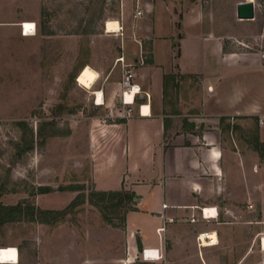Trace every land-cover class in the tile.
I'll use <instances>...</instances> for the list:
<instances>
[{
    "label": "crops",
    "instance_id": "obj_1",
    "mask_svg": "<svg viewBox=\"0 0 264 264\" xmlns=\"http://www.w3.org/2000/svg\"><path fill=\"white\" fill-rule=\"evenodd\" d=\"M244 1L121 0V30L106 33L118 40L112 62H90L107 82L92 87L105 102L94 99L95 110L121 102V57L150 96L149 115L135 106L128 120L88 126L93 190L135 195L125 227L108 226L123 239L122 264H244L259 242L262 248L264 159L255 147L264 146V60L244 50L236 28L258 19L256 4L253 20L238 18ZM14 4L0 0V30L35 38L22 24L37 28L36 19ZM165 54L173 60L167 68ZM209 231L219 243L202 247ZM144 250L161 258L147 261Z\"/></svg>",
    "mask_w": 264,
    "mask_h": 264
},
{
    "label": "rangeland",
    "instance_id": "obj_2",
    "mask_svg": "<svg viewBox=\"0 0 264 264\" xmlns=\"http://www.w3.org/2000/svg\"><path fill=\"white\" fill-rule=\"evenodd\" d=\"M13 1L16 11L36 19L37 35L25 39L18 32L0 30V196L7 205L27 202L45 211H65L79 194L94 191L88 126L108 111L95 110L92 94L107 85L106 80L88 90L73 76L83 64L95 69L92 60L105 68L111 64L118 40L106 34V22L119 20L121 0ZM255 4L257 21L236 28L245 35L244 50L261 56L264 0ZM160 57L166 68L172 65L171 57ZM120 71L122 76L121 66ZM40 187L52 191L38 194ZM30 219L27 214L0 228V248L16 247L19 264L124 263L121 234L108 228L113 226L87 197L56 224ZM199 241L202 247L219 243L216 231L201 234ZM261 249L259 242L244 264L260 263ZM134 264L151 263L139 259Z\"/></svg>",
    "mask_w": 264,
    "mask_h": 264
},
{
    "label": "trees",
    "instance_id": "obj_3",
    "mask_svg": "<svg viewBox=\"0 0 264 264\" xmlns=\"http://www.w3.org/2000/svg\"><path fill=\"white\" fill-rule=\"evenodd\" d=\"M148 62H151L148 60ZM85 64H83V67ZM78 76V75H77ZM73 76V78H77ZM168 77H166L167 80ZM31 146L30 148H32ZM262 159H264V146L256 143L255 147ZM72 190L82 191L83 187H71ZM52 191L51 187H40L38 194H45ZM95 207H98L102 213L104 221L115 228H124L126 222V214L133 209V200L135 195L126 191L98 192L92 191L87 196L79 194L65 211H45L35 207L27 202H20L13 206H6L0 202V228L7 223L21 220L25 215L30 214V221L43 224H56L68 215L69 210L78 205L84 204L85 199ZM24 215V216H23ZM119 222L116 223L115 221Z\"/></svg>",
    "mask_w": 264,
    "mask_h": 264
},
{
    "label": "built area",
    "instance_id": "obj_4",
    "mask_svg": "<svg viewBox=\"0 0 264 264\" xmlns=\"http://www.w3.org/2000/svg\"><path fill=\"white\" fill-rule=\"evenodd\" d=\"M142 13L143 12L141 10H138L137 16H141ZM22 26H25V23H23ZM23 28H24L23 34H26L25 33V27H23ZM36 32H37V28H36V24H35L34 35H36ZM261 56L264 59V53ZM117 63H120L121 67H122V76H121V81H120V86H121V102H120V105L121 106L117 110L108 109V111L104 115L99 116L97 119L101 125H107L110 123L119 122L122 120H128V119L132 118L136 113L135 106H138V113L140 115H143L142 110L146 106L149 107V110L151 112L150 105H149L150 96L148 93H145L142 90L141 86L138 83L135 82L133 65L125 63L124 57L119 58L117 60ZM128 95L132 97V99L130 101L126 100V96H128ZM140 96L141 97L143 96V99L145 100V102L139 101ZM97 99H98V92H95V106H104L105 105L104 99H103L101 104H98ZM128 102H130V103H128ZM260 123L263 124L264 121L260 120ZM203 211H206V209H204ZM263 241H264V237L261 238L262 248H263ZM1 251L2 250L0 248V252ZM147 251L148 250L143 251L144 258H146V252ZM150 251H156V250H150ZM157 258L158 259L161 258V255L159 254V252H157Z\"/></svg>",
    "mask_w": 264,
    "mask_h": 264
},
{
    "label": "bare ground",
    "instance_id": "obj_5",
    "mask_svg": "<svg viewBox=\"0 0 264 264\" xmlns=\"http://www.w3.org/2000/svg\"><path fill=\"white\" fill-rule=\"evenodd\" d=\"M255 1V0H253ZM25 27V35H34V27L35 24L31 22H26L25 26H22V28ZM24 29V28H23ZM106 29L107 33H117L121 30L120 23L116 19H109L106 22ZM100 78V74L98 71H96L93 67L90 65L85 66L80 73L77 76V83L79 86L84 87L88 90H91L93 85L98 81ZM103 94L101 92H98V104H101L103 101ZM132 99L131 96H126V100L130 101ZM130 103V102H128ZM143 115H149L150 110L149 107H144ZM209 208V207H208ZM208 217H214L216 215L217 211L216 209H208L206 211ZM206 218V217H205ZM264 250V241H263V248ZM0 252V264H19L20 263V257H19V251L16 247H6L1 248ZM144 258V257H143ZM147 261H156L157 258V252L156 251H150L148 250L146 252V258Z\"/></svg>",
    "mask_w": 264,
    "mask_h": 264
},
{
    "label": "water",
    "instance_id": "obj_6",
    "mask_svg": "<svg viewBox=\"0 0 264 264\" xmlns=\"http://www.w3.org/2000/svg\"><path fill=\"white\" fill-rule=\"evenodd\" d=\"M237 16L241 20H253L255 18V3L253 0L244 1L237 5Z\"/></svg>",
    "mask_w": 264,
    "mask_h": 264
}]
</instances>
